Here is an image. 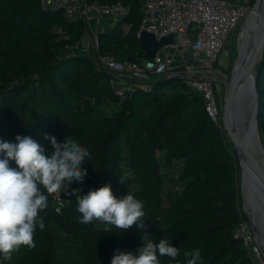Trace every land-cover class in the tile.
<instances>
[{
  "label": "trees",
  "instance_id": "trees-1",
  "mask_svg": "<svg viewBox=\"0 0 264 264\" xmlns=\"http://www.w3.org/2000/svg\"><path fill=\"white\" fill-rule=\"evenodd\" d=\"M47 1L0 0V139L14 143L18 134L30 136L50 155L44 134L53 135L65 122L58 141L73 135L91 152L82 164L87 176L82 184L73 181L70 190L87 194L110 184L117 198L134 195L144 202V228L82 224L75 196L60 191L64 207L58 212L54 193L49 196L42 213L46 228L37 229L36 247L21 246L11 261L0 264H111L116 249L134 251L162 238L180 249L181 264L183 253L197 248L203 264H257L234 235L247 219L237 153L209 118L204 100L183 81L166 76L119 97L112 75L81 49L83 21H68L62 8ZM145 1L89 0L130 8L114 27L99 32L101 54L139 63L147 59L137 37ZM59 28L66 38L57 34ZM255 75L264 137V54ZM169 259L159 257L160 264Z\"/></svg>",
  "mask_w": 264,
  "mask_h": 264
},
{
  "label": "built area",
  "instance_id": "built-area-1",
  "mask_svg": "<svg viewBox=\"0 0 264 264\" xmlns=\"http://www.w3.org/2000/svg\"><path fill=\"white\" fill-rule=\"evenodd\" d=\"M253 0H146L142 8V32L154 34L160 40L173 35L174 43L164 46L152 60L130 62L99 51V32L93 29L103 18H110L114 27L130 13L121 2L101 5L89 0H48L46 5L62 8L68 21L81 20L89 31L90 43L81 49L96 65L110 73L111 87L122 98L135 88L147 89L151 77L181 78L187 88L205 102L209 118L219 126L220 108L216 92L223 78L217 71L219 57L227 41L246 20ZM130 31V26L124 28ZM57 34L66 38L61 28ZM76 45L75 48H78ZM56 210L64 207L60 192L54 193ZM234 235L240 239L250 257L264 264L262 247L250 219H243Z\"/></svg>",
  "mask_w": 264,
  "mask_h": 264
},
{
  "label": "clouds",
  "instance_id": "clouds-1",
  "mask_svg": "<svg viewBox=\"0 0 264 264\" xmlns=\"http://www.w3.org/2000/svg\"><path fill=\"white\" fill-rule=\"evenodd\" d=\"M53 149L45 154L44 147L30 136L16 135L15 142L0 139V261L12 260L13 252L26 246L35 248L37 229L46 228L45 213L49 196L63 191L75 196L76 209L82 224L101 222L115 229L127 231L133 225L143 229L146 216L144 202L132 194L117 198L110 184L95 190H70L73 181L83 183L87 169L84 161L91 159V152L73 135H66L63 142L51 134H44ZM15 163V167L10 166ZM120 176V183H125ZM181 251L168 239L158 243L143 242L134 251H114L111 264H160L159 257H168L169 264H181L177 258ZM185 264H203L200 249L185 251Z\"/></svg>",
  "mask_w": 264,
  "mask_h": 264
},
{
  "label": "water",
  "instance_id": "water-1",
  "mask_svg": "<svg viewBox=\"0 0 264 264\" xmlns=\"http://www.w3.org/2000/svg\"><path fill=\"white\" fill-rule=\"evenodd\" d=\"M264 0H256L250 14L245 20V25L241 35L243 40L239 48V57L232 73L230 82L227 85V94L225 99V111L223 115V125L227 136L234 138V133L229 128V120L235 121L239 118L240 107L248 100L254 106L252 121V137L250 142H254L259 138V94L257 90V78L255 75V67L264 54V21L261 19L260 13L263 12ZM140 47L147 59L152 60L164 46L174 43L175 37L170 35L158 40L154 34L142 32L140 37ZM246 52V56L244 55ZM244 56V57H243ZM173 81H183L181 78H171ZM250 105V104H249ZM250 109V107H249ZM237 158L240 162V171L244 180H246L251 200L256 209L261 213V233L264 242V167L260 166L251 157L247 147L241 145L237 150ZM245 164V170L243 169ZM241 198L243 200V182L241 183ZM245 213V207L243 209ZM252 226L259 238L258 231L249 215ZM261 240V239H259Z\"/></svg>",
  "mask_w": 264,
  "mask_h": 264
},
{
  "label": "bare ground",
  "instance_id": "bare-ground-1",
  "mask_svg": "<svg viewBox=\"0 0 264 264\" xmlns=\"http://www.w3.org/2000/svg\"><path fill=\"white\" fill-rule=\"evenodd\" d=\"M260 16L261 19L264 21V8H263V12L260 13ZM262 33L264 34V29ZM240 38H242L243 40V35H241ZM244 55L246 56V52ZM240 108L241 109L239 110V114H240L239 118L235 121L229 120V128L232 130V132L235 135L234 138L231 139V143L233 144L236 152L237 150H239L241 145L246 146L248 152L250 153L254 161L257 162L260 166H262V162L264 160V142L262 136L259 135V138L254 142L249 141V139L252 137V121H253L254 106H252L251 102L247 100ZM245 167L246 166L243 163L244 170ZM240 172H241V183L243 182V203L245 202L246 208L250 213L249 215L258 231L259 239H261L260 242L264 244V242L262 241L263 235L261 233L262 215L256 209L255 204L251 200L246 180H244L243 178L242 171Z\"/></svg>",
  "mask_w": 264,
  "mask_h": 264
},
{
  "label": "rangeland",
  "instance_id": "rangeland-1",
  "mask_svg": "<svg viewBox=\"0 0 264 264\" xmlns=\"http://www.w3.org/2000/svg\"><path fill=\"white\" fill-rule=\"evenodd\" d=\"M244 25H245V21L240 24L238 29L229 38L225 48L221 52V55L219 57L218 66L216 67L218 73L223 78V80L220 82L218 89H217V92H216V97H217V101H218L219 108H220L219 126L222 128L223 132L225 133L226 139H228V142H229V145L231 146V148L232 147L234 148V146L231 143V139L227 136L226 130L224 128L223 115H224V111H225V99H226V94H227V85L231 80L233 70L235 68L236 62H237L238 57H239V48H240V44L242 42V38H240V36H241L242 30L244 28ZM82 40L86 44L90 43V38L86 32H84V35L82 36ZM258 64H259V62H258ZM258 64L255 67V72L257 70ZM151 80H152V77L148 79V82H150ZM176 82H179V81H176ZM65 131H66L65 122H60L58 125V129L56 130V132L53 135L56 136L58 140H60L64 136ZM262 138H263V142H264V137L262 136ZM262 167H264V160L262 162ZM240 180H241V172H240ZM244 206H245V210L248 212V210L246 208V204H245V202L243 203V200H242V209H244ZM249 214H250L249 212L246 213L248 218H249ZM257 240H258V242H260L258 237H257ZM260 244H261L262 251H263L261 256H262V260L264 261V248H263L264 244H262L261 242H260Z\"/></svg>",
  "mask_w": 264,
  "mask_h": 264
},
{
  "label": "crops",
  "instance_id": "crops-1",
  "mask_svg": "<svg viewBox=\"0 0 264 264\" xmlns=\"http://www.w3.org/2000/svg\"><path fill=\"white\" fill-rule=\"evenodd\" d=\"M112 27H113L112 26V20L110 18H103V20H101V22L99 24L93 25V29H95L98 32L106 31ZM85 32L89 36V31L87 29ZM82 42H84V41L82 40Z\"/></svg>",
  "mask_w": 264,
  "mask_h": 264
}]
</instances>
